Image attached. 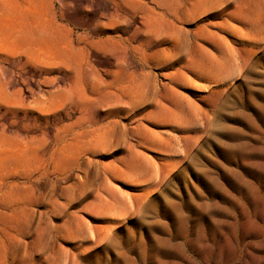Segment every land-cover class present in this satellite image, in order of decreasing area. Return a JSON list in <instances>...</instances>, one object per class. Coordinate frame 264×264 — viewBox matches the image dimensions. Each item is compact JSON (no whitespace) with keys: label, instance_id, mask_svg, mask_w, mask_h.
<instances>
[{"label":"rangeland","instance_id":"rangeland-1","mask_svg":"<svg viewBox=\"0 0 264 264\" xmlns=\"http://www.w3.org/2000/svg\"><path fill=\"white\" fill-rule=\"evenodd\" d=\"M0 264H264V0H0Z\"/></svg>","mask_w":264,"mask_h":264}]
</instances>
